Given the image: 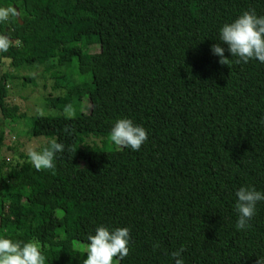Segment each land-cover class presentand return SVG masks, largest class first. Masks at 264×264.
<instances>
[{
	"label": "trees",
	"instance_id": "16d2710c",
	"mask_svg": "<svg viewBox=\"0 0 264 264\" xmlns=\"http://www.w3.org/2000/svg\"><path fill=\"white\" fill-rule=\"evenodd\" d=\"M0 9L10 13L0 20L2 123L20 135L17 121L28 117L30 134L48 138L39 150L64 145L54 168L39 171L24 151L0 154V235L38 239L45 264H82L101 225L130 230L129 254L114 264H174L181 246L184 264L264 256V201L251 227H235L236 191L264 193V63H236L219 41L244 11L264 15V0H0ZM36 67L40 77L19 73ZM147 82L157 95L144 91ZM40 83L56 113H6L11 85ZM121 118L146 129L141 150L88 137H109ZM4 137L1 127L0 150Z\"/></svg>",
	"mask_w": 264,
	"mask_h": 264
},
{
	"label": "clouds",
	"instance_id": "9594fccd",
	"mask_svg": "<svg viewBox=\"0 0 264 264\" xmlns=\"http://www.w3.org/2000/svg\"><path fill=\"white\" fill-rule=\"evenodd\" d=\"M9 10L0 9V20H6ZM219 41L227 45V51L231 57H237L236 63H247L256 59L264 63V15L258 16L254 9L244 11L232 22L225 23L219 33ZM221 43L211 45L213 54L219 56V63L229 65V57L225 56V48ZM0 50H7V43L0 38ZM69 118H74V110L71 105L65 107ZM42 115V114H41ZM264 123V120L261 121ZM65 132L71 134V129ZM109 140L117 147H127L133 151H139L148 140V134L144 127L135 124L129 118L118 119L111 128ZM64 145L52 140L42 150L35 146L27 149V156L39 171L54 168V156L57 152H63ZM235 210L238 214L235 227L237 230H245L251 227L250 221L256 213V205L264 201V193L254 187L241 186L235 193ZM88 245L85 250L87 258L82 264H113L114 257L123 259L129 254L130 230L127 227H117L109 230L108 227L98 226L95 234L89 235ZM42 244L38 239L27 242L14 241L7 235H0V264H45V256L42 254ZM154 247H159L157 243ZM184 247L173 251L171 256L174 264H184ZM256 264H264V256H257Z\"/></svg>",
	"mask_w": 264,
	"mask_h": 264
},
{
	"label": "rangeland",
	"instance_id": "374dc122",
	"mask_svg": "<svg viewBox=\"0 0 264 264\" xmlns=\"http://www.w3.org/2000/svg\"><path fill=\"white\" fill-rule=\"evenodd\" d=\"M10 14V13H9ZM10 16L8 15V18ZM89 49V48H86ZM5 65H3L2 68H0V75L2 74V72L8 68V60H4ZM32 69V68H30ZM30 69H22L19 71L20 74H32V75H36L37 77H40L41 75V70L42 67H36L33 68L31 71ZM16 83V82H14ZM42 83H40L39 86H37L36 88H21V87H17L15 85H11L10 86V98H9V107L6 110V113L8 115H11L13 117L17 116L18 114H20L21 116H23V114H53L56 113V110L53 109H48L46 108L43 104H44V99L41 100V96L43 94L46 93V91L42 90ZM144 91L148 94V95H157L158 94V85L153 83V82H147L144 86ZM62 100V99H60ZM66 101V100H65ZM68 103L70 102L69 100L67 101ZM14 105H17L19 109H15ZM3 116L0 114V129L2 127V129L4 130V143L2 145V148L0 150V154L3 156H7L8 159H11L15 156L16 152H20V151H24L27 153V149L30 146H35L37 148V150H39L40 148H42L47 142H48V138L45 136H41V137H34L30 134V132L28 131L29 128L31 127V125H29L28 123V117H25L24 120L23 118L20 121H17L18 125H22V127L24 129V132L21 133L20 135H10L9 134V128L6 125H3ZM23 120V121H22ZM51 118L48 116L46 118H44V122L45 124H50L51 123ZM19 128V131H21V129ZM90 136H95L98 137L101 141L97 142L100 145H105V139H109V137H104V136H96L94 134H90L88 137ZM99 141V140H98ZM108 141V140H107ZM110 141V140H109ZM107 142V148L109 149ZM114 146V144L112 142H110V148ZM142 147V146H141ZM14 148V149H12ZM127 148V147H126ZM128 151H133L130 148H127ZM141 150V148H140ZM136 152V151H133ZM47 175L44 176L42 178V180H40V183L46 182L47 180ZM25 212L27 213H31L32 210L30 209H25ZM79 248H82L81 246H79ZM86 259V256H85ZM68 264H75L72 262L68 261ZM114 264V263H113Z\"/></svg>",
	"mask_w": 264,
	"mask_h": 264
}]
</instances>
